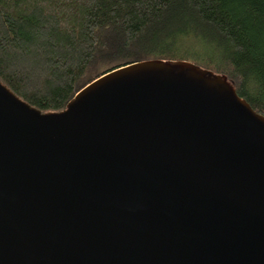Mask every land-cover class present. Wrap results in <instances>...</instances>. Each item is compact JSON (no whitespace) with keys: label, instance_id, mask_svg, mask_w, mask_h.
Instances as JSON below:
<instances>
[{"label":"water","instance_id":"obj_1","mask_svg":"<svg viewBox=\"0 0 264 264\" xmlns=\"http://www.w3.org/2000/svg\"><path fill=\"white\" fill-rule=\"evenodd\" d=\"M0 264H264V117L188 61L112 69L58 113L0 83Z\"/></svg>","mask_w":264,"mask_h":264},{"label":"trees","instance_id":"obj_2","mask_svg":"<svg viewBox=\"0 0 264 264\" xmlns=\"http://www.w3.org/2000/svg\"><path fill=\"white\" fill-rule=\"evenodd\" d=\"M143 60L225 75L264 117V0H0V83L41 113Z\"/></svg>","mask_w":264,"mask_h":264}]
</instances>
